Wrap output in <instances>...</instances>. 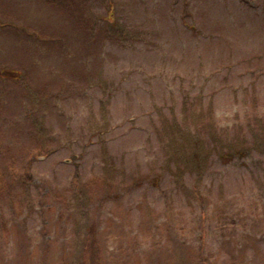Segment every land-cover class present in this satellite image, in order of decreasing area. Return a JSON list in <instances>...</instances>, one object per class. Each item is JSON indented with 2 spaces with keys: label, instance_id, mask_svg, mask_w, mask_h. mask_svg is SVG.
Here are the masks:
<instances>
[{
  "label": "rangeland",
  "instance_id": "rangeland-1",
  "mask_svg": "<svg viewBox=\"0 0 264 264\" xmlns=\"http://www.w3.org/2000/svg\"><path fill=\"white\" fill-rule=\"evenodd\" d=\"M264 264V0H0V264Z\"/></svg>",
  "mask_w": 264,
  "mask_h": 264
},
{
  "label": "trees",
  "instance_id": "trees-1",
  "mask_svg": "<svg viewBox=\"0 0 264 264\" xmlns=\"http://www.w3.org/2000/svg\"><path fill=\"white\" fill-rule=\"evenodd\" d=\"M81 264H102V252L94 225L87 229V238L81 254Z\"/></svg>",
  "mask_w": 264,
  "mask_h": 264
}]
</instances>
